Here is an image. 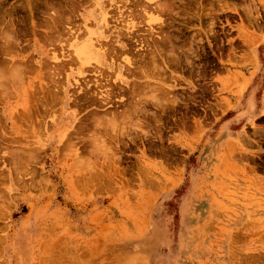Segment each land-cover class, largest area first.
Segmentation results:
<instances>
[{
  "label": "rangeland",
  "instance_id": "obj_1",
  "mask_svg": "<svg viewBox=\"0 0 264 264\" xmlns=\"http://www.w3.org/2000/svg\"><path fill=\"white\" fill-rule=\"evenodd\" d=\"M0 264H264V0H0Z\"/></svg>",
  "mask_w": 264,
  "mask_h": 264
},
{
  "label": "bare ground",
  "instance_id": "obj_2",
  "mask_svg": "<svg viewBox=\"0 0 264 264\" xmlns=\"http://www.w3.org/2000/svg\"><path fill=\"white\" fill-rule=\"evenodd\" d=\"M172 1V0H171ZM163 6V5H162ZM146 30V29H145ZM8 32V31H7ZM59 37V36H58ZM60 38V37H59ZM86 47V46H85ZM87 49V48H86ZM164 49V48H163ZM154 50V49H153ZM153 54V53H152ZM151 55V54H150ZM153 59V58H152ZM154 61V60H153ZM155 62V61H154ZM157 66V65H156ZM151 68V67H150ZM160 73V72H159ZM8 74V73H7ZM163 87V86H162ZM152 88V87H151ZM164 89V88H163ZM31 92V91H30ZM152 92V91H151ZM108 96V95H107ZM55 99V98H54ZM54 103V102H53ZM134 108V107H133Z\"/></svg>",
  "mask_w": 264,
  "mask_h": 264
}]
</instances>
